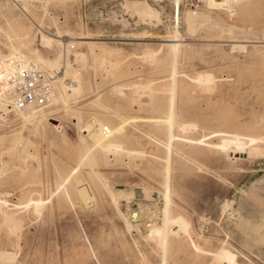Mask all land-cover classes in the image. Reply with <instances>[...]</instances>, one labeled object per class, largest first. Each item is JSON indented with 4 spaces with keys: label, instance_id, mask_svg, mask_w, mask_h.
Listing matches in <instances>:
<instances>
[{
    "label": "rangeland",
    "instance_id": "1",
    "mask_svg": "<svg viewBox=\"0 0 264 264\" xmlns=\"http://www.w3.org/2000/svg\"><path fill=\"white\" fill-rule=\"evenodd\" d=\"M189 12L211 24L190 33ZM18 23L42 55L61 49L77 92L40 123L0 119V253L16 255L0 264H264V0H0L5 64L30 55L9 39ZM41 30L60 41L42 44ZM86 35L116 66L92 57L97 46L65 57ZM100 139L127 151L104 153ZM166 187L164 251L145 222L162 227ZM245 200L263 210L245 213Z\"/></svg>",
    "mask_w": 264,
    "mask_h": 264
},
{
    "label": "bare ground",
    "instance_id": "2",
    "mask_svg": "<svg viewBox=\"0 0 264 264\" xmlns=\"http://www.w3.org/2000/svg\"><path fill=\"white\" fill-rule=\"evenodd\" d=\"M239 1V0H238ZM232 2V0H231ZM179 5V3H177ZM135 6V5H133ZM145 6V5H144ZM147 6V5H146ZM11 7V6H10ZM9 7V8H10ZM139 7V6H138ZM22 9V8H21ZM142 10V14L143 15H152V12L150 11V9L148 7H144L141 9ZM11 12V10H10ZM25 12V11H24ZM139 12V11H138ZM198 12V11H197ZM196 12V13H197ZM200 12V11H199ZM201 13V12H200ZM203 13V12H202ZM156 14V13H155ZM154 14V15H155ZM186 20L188 21V24H189V28H188V31L190 33H196L198 31V29H200V27L204 24H211V21H209V17L208 16H205L203 14H195V13H192V12H189L186 16ZM28 18V17H27ZM15 21V20H14ZM214 26V25H213ZM224 27V26H223ZM41 28V27H40ZM214 28V27H213ZM225 28V27H224ZM219 30V29H218ZM205 31V30H204ZM40 42L42 44H52L54 42H59L60 40H58L59 37L57 36H54V35H49L48 33H46L45 31L41 30L40 32ZM35 34V33H34ZM264 34V33H263ZM261 35V34H260ZM257 36V35H256ZM262 36V35H261ZM254 37V36H253ZM34 38V37H33ZM33 38H30V32L24 27L23 24H16L15 27H14V30H13V34L10 35L9 39L11 41H15L17 43V49H16V52L19 51L20 49H26L28 51V53H30V55L24 57L23 59L19 60L21 62H23L27 67H30V68H34V69H38V70H41V71H45L47 73H51V72H58V74L55 76V81H54V90H55V97H54V100H53V103L51 104V106L47 109V110H41V111H38V110H29V111H21V112H17L18 115L20 116V118L24 121V123H34V122H39L40 119L42 118H45L46 117V112L48 110H50L51 108H53V106H56L58 104H65L67 101H68V98L70 95V93L68 94V92L72 91V93H76L77 90L76 88L74 87L76 85V77L74 75H72V70L75 68V66L70 62L68 61L67 59H65L64 61V57H63V54L61 49H60V54H58V57L54 60L48 58V56H44L41 54V52H39L37 49H35L33 46H32V43L34 41ZM61 38V37H60ZM59 38V39H60ZM250 38V37H249ZM252 38V37H251ZM263 39V38H262ZM62 40V39H61ZM94 38L92 36H80V37H76V38H71L70 41L66 42L64 45V49L66 50V53L67 55L65 56L67 58L68 56V53L71 52V48L75 45H87L88 47L92 48L93 46H97L99 49H101V53L99 54H94L93 51L91 50V55L92 57L99 59L101 62L100 63H104V64H108L111 66L117 64V62H114L113 60H111L109 58V55L112 54V50L108 49V47H104V46H101V43L100 42H94L93 41ZM168 43L169 42H172L170 45L173 46V49L175 50V54H177L180 50V46H181V41L179 39H168L167 40ZM36 42V41H35ZM106 42V41H105ZM64 43V42H63ZM174 43V45H173ZM12 47V46H11ZM96 47V48H97ZM241 47V46H240ZM94 48V47H93ZM171 48V46H170ZM94 50V49H93ZM172 51V50H171ZM90 54V53H89ZM72 56H75V55H72ZM76 58H80L82 62H84L86 56L85 54H76ZM78 59V62H80ZM73 60V59H72ZM174 61V60H173ZM173 64V63H172ZM5 62L0 59V70L5 66ZM173 69V68H172ZM71 72V73H70ZM110 73V72H109ZM113 73V72H112ZM121 73V72H120ZM110 76V74L108 75ZM71 77V78H70ZM111 77V76H110ZM66 78H70L71 81H72V84L68 85L69 83L65 84V79ZM198 78V77H197ZM218 80V79H217ZM142 87V86H141ZM119 88V87H118ZM145 88V86H144ZM143 88V89H144ZM209 88V87H208ZM142 89V90H143ZM148 89V88H147ZM139 90V89H138ZM141 90V89H140ZM149 91V90H148ZM2 98V88H1V81H0V100ZM10 113V111H8V109L6 108V106L4 104L0 105V119H3L6 115L5 114H8ZM5 115V116H4ZM4 116V117H3ZM48 116V115H47ZM49 120H56V119H52L50 118ZM165 123H168L169 124V127H170V130H169V138H168V143H167V147L168 149L170 150V147L172 145V142L173 140L176 138L175 135H173L172 133V129L174 127V118L173 117H169L167 119H165L164 121ZM40 123V122H39ZM22 126V125H21ZM54 126H57L54 124ZM181 128V127H180ZM183 129V128H182ZM181 129V130H182ZM185 129V128H184ZM113 131V130H112ZM109 135V134H108ZM235 136V135H234ZM21 137V136H19ZM238 137V136H237ZM16 139V138H15ZM20 139V138H19ZM17 140V139H16ZM238 140V139H237ZM166 141V142H167ZM16 142V141H15ZM257 143V142H255ZM198 144V143H197ZM28 145V144H27ZM253 145V144H252ZM18 146V145H17ZM96 146V145H95ZM231 146V145H230ZM254 147V145H253ZM96 148L98 150H101L103 151L104 153L105 152H114V153H121V152H124L126 149L125 147L123 146V143L120 142V141H109V140H105V139H100V141L97 143V146ZM251 148V147H250ZM249 148V149H250ZM172 149V148H171ZM252 149V148H251ZM259 148H257L258 150ZM94 150V149H93ZM255 150L254 152L256 153V149H253ZM100 151V152H101ZM127 151V150H126ZM125 151V152H126ZM129 151V150H128ZM124 152V154H125ZM135 152V151H133ZM253 152V153H254ZM98 153V152H96ZM113 153V154H114ZM131 153V152H130ZM137 153V152H135ZM259 153V152H258ZM133 154V153H132ZM131 154V155H132ZM139 154V153H138ZM257 154V153H256ZM255 154V155H256ZM98 155V154H97ZM105 155V154H104ZM168 156V155H167ZM252 156V155H251ZM169 159V158H168ZM169 161V160H168ZM169 166V164L167 165V167ZM167 169V168H166ZM168 176V179H169V174L167 175ZM264 180H261L259 181L258 183H261L263 182ZM168 182V181H167ZM168 184V183H167ZM64 185V184H63ZM264 185V184H263ZM79 186V185H78ZM167 186V185H166ZM262 186V185H261ZM83 188V187H82ZM166 194H165V207L163 209V219H162V227H161V221H159L155 215L153 216L154 219L153 220H150L149 223H146L145 222V229L147 230L148 233V237L149 239H152L154 240L153 242H157L161 248L165 249L168 247V239H169V233H170V229H171V219H170V216H171V211H170V188L169 187H166ZM72 189V188H71ZM77 192H78V189H76ZM108 190V189H107ZM262 191H264V187L261 188ZM86 191V190H85ZM83 190L82 192V189H81V196H82V193L84 194L85 192ZM76 192V193H77ZM253 194V193H252ZM85 200H87L86 198V195L87 193L85 192ZM246 195V194H245ZM248 195V193H247ZM250 195L249 194V198H250ZM113 196V195H112ZM111 196V197H112ZM89 197V196H88ZM241 197V196H239ZM253 197V196H252ZM255 197L260 199V194H255ZM84 199V198H82ZM245 199V198H244ZM252 199V198H251ZM26 201V200H25ZM84 201V200H83ZM251 201V200H250ZM254 201V199H253ZM86 202V201H85ZM260 202V201H259ZM87 203V202H86ZM261 203V202H260ZM34 205L36 206V209L39 208L41 205H42V202L41 201H37L34 203ZM262 205V204H261ZM14 206V205H13ZM20 206V205H19ZM26 206V205H25ZM264 206V204H263ZM16 207V206H15ZM28 207V206H27ZM241 207V206H240ZM137 208V207H136ZM263 207H260V206H257L254 204H252L251 202H248V201H242V209L245 213H252L253 212V216H254V212L255 211H261L263 210L262 209ZM9 209V208H8ZM7 209V210H8ZM6 210V211H7ZM4 211V210H3ZM140 211V210H138ZM242 212V211H241ZM3 213V212H2ZM243 214V213H242ZM4 216V215H3ZM8 216H11V215H8L6 214L5 216V220L8 219ZM132 217H137L136 216H133ZM13 217H10L9 220V223L11 222V224L13 223ZM142 218V217H141ZM12 219V221H11ZM137 219V218H136ZM140 219V218H139ZM133 220V219H132ZM17 221V219H16ZM15 222V221H14ZM139 222V221H138ZM148 222V221H147ZM18 223V222H17ZM16 224V223H15ZM17 225V224H16ZM19 225V224H18ZM20 226V225H19ZM14 229L17 228L16 226L13 227ZM143 230H144V227H142ZM18 229V228H17ZM145 231V230H144ZM144 233V232H143ZM164 255V254H163ZM14 256H16L14 253H10V252H2L0 253V257L1 259L4 261V262H12L14 260ZM0 259V260H1ZM2 261V262H3ZM3 262V263H4ZM7 264V263H5Z\"/></svg>",
    "mask_w": 264,
    "mask_h": 264
},
{
    "label": "built area",
    "instance_id": "3",
    "mask_svg": "<svg viewBox=\"0 0 264 264\" xmlns=\"http://www.w3.org/2000/svg\"><path fill=\"white\" fill-rule=\"evenodd\" d=\"M58 72L47 73L27 67L19 60L8 62L0 70L2 98L10 112L47 110L55 97L54 81Z\"/></svg>",
    "mask_w": 264,
    "mask_h": 264
}]
</instances>
